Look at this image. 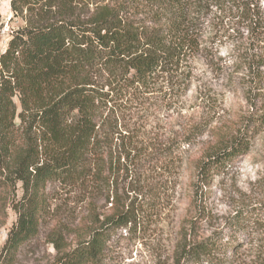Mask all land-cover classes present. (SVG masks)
Here are the masks:
<instances>
[{
	"label": "trees",
	"instance_id": "16d2710c",
	"mask_svg": "<svg viewBox=\"0 0 264 264\" xmlns=\"http://www.w3.org/2000/svg\"><path fill=\"white\" fill-rule=\"evenodd\" d=\"M263 1L116 0L112 6L97 5L81 18L75 16L73 0H10L11 11L24 24L9 31L0 51L2 223L7 208L16 215L0 247V264H16L20 247L38 234L50 182H81L92 194L103 192L104 186L110 188L108 176L119 172L120 156L108 135L114 133L117 120L102 110L123 101L128 93L117 90L142 92L139 88L146 89L159 74L168 79L177 72L181 60L200 51L204 22L215 25L217 14L235 11L247 35L229 31L237 34L236 43L245 38L248 47L260 51L254 78L258 86H264V71L259 70L264 66ZM3 29L0 23V35ZM248 66L251 70L249 62ZM94 69L106 73L104 86L109 91L92 86ZM185 81L183 76L180 82ZM254 122L244 132L216 138L198 166L204 183L209 174L226 172L238 156L249 152V130L264 125L263 114ZM129 155L127 151V159ZM111 190L105 194L106 201L113 200L110 213L101 220L88 215L87 222L76 228L75 244L65 250L58 247L50 264H104L114 231L136 218V209ZM225 227L183 243L174 264H227V253L240 250L264 229V205L236 209Z\"/></svg>",
	"mask_w": 264,
	"mask_h": 264
},
{
	"label": "rangeland",
	"instance_id": "374dc122",
	"mask_svg": "<svg viewBox=\"0 0 264 264\" xmlns=\"http://www.w3.org/2000/svg\"><path fill=\"white\" fill-rule=\"evenodd\" d=\"M115 1L73 0L75 16L88 17L97 5L112 6ZM0 14L2 51L9 31L24 20L13 14L10 0H0ZM234 15L235 11L226 10L217 14L215 25L204 22L200 51L181 60L168 79L159 74L134 94L128 88L117 90L128 93L123 101L116 100L102 110L117 120L114 133L108 135L120 156L119 172L108 176L110 188L104 186L103 192L92 194L81 182H50L38 234L20 247L16 264H50L58 247H72L76 228L87 222L88 215L101 220L110 213L113 200L106 201L105 194L112 193L111 188L126 206L136 209V218L114 231L104 264H174L183 243L226 229L227 219L240 207L264 205V125L249 130V152L238 156L226 172L209 174L204 183L198 169L218 136L244 132L264 116V86H258L254 78L260 51L248 47L245 38L235 42L234 36L247 35V31L243 20ZM94 70L92 86L109 91L104 86L106 73ZM259 70L264 71V66ZM183 76L186 81L181 84ZM20 195L18 183L16 196ZM15 220L10 207L4 223L0 213V247ZM226 255L227 264H264V229L240 250Z\"/></svg>",
	"mask_w": 264,
	"mask_h": 264
}]
</instances>
